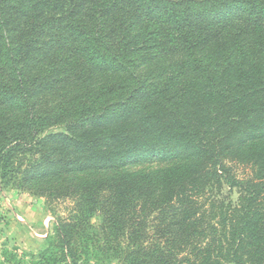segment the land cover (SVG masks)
<instances>
[{"label": "trees", "instance_id": "1", "mask_svg": "<svg viewBox=\"0 0 264 264\" xmlns=\"http://www.w3.org/2000/svg\"><path fill=\"white\" fill-rule=\"evenodd\" d=\"M0 175L22 264H264V0H0Z\"/></svg>", "mask_w": 264, "mask_h": 264}, {"label": "rangeland", "instance_id": "2", "mask_svg": "<svg viewBox=\"0 0 264 264\" xmlns=\"http://www.w3.org/2000/svg\"><path fill=\"white\" fill-rule=\"evenodd\" d=\"M64 130V126L51 127L48 132ZM151 162L133 165L129 170L148 169ZM232 199L237 191H232ZM72 207L70 200L50 201L25 188L7 182L0 175V264H22L45 247L48 234L57 224V217H65ZM94 224L100 215L91 217ZM112 264H116L112 262Z\"/></svg>", "mask_w": 264, "mask_h": 264}]
</instances>
